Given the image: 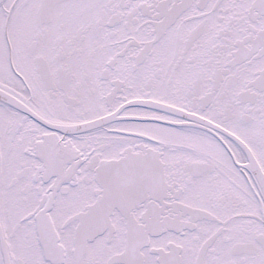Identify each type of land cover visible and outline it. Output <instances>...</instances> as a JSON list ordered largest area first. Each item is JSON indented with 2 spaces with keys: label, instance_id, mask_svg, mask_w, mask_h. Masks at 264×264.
I'll return each instance as SVG.
<instances>
[{
  "label": "snow or ice",
  "instance_id": "snow-or-ice-1",
  "mask_svg": "<svg viewBox=\"0 0 264 264\" xmlns=\"http://www.w3.org/2000/svg\"><path fill=\"white\" fill-rule=\"evenodd\" d=\"M0 264H264V0H0Z\"/></svg>",
  "mask_w": 264,
  "mask_h": 264
}]
</instances>
